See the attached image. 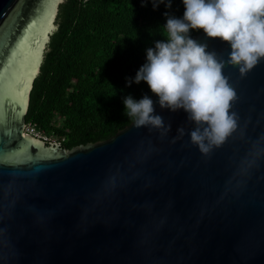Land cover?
<instances>
[{
    "label": "water",
    "instance_id": "obj_1",
    "mask_svg": "<svg viewBox=\"0 0 264 264\" xmlns=\"http://www.w3.org/2000/svg\"><path fill=\"white\" fill-rule=\"evenodd\" d=\"M45 2L0 0V74ZM193 39L225 61L236 129L203 154L188 113L153 93L164 136L132 121L102 141L66 150L37 139V153L11 157L26 138L1 127L0 264H264V60L241 77L230 45L203 30Z\"/></svg>",
    "mask_w": 264,
    "mask_h": 264
},
{
    "label": "trees",
    "instance_id": "obj_2",
    "mask_svg": "<svg viewBox=\"0 0 264 264\" xmlns=\"http://www.w3.org/2000/svg\"><path fill=\"white\" fill-rule=\"evenodd\" d=\"M166 3L61 0L29 90L25 123L47 144L69 150L105 140L132 122L125 97L152 96L145 81L134 82L146 50L167 39L165 13L183 17L182 0Z\"/></svg>",
    "mask_w": 264,
    "mask_h": 264
},
{
    "label": "clouds",
    "instance_id": "obj_3",
    "mask_svg": "<svg viewBox=\"0 0 264 264\" xmlns=\"http://www.w3.org/2000/svg\"><path fill=\"white\" fill-rule=\"evenodd\" d=\"M153 7L165 0H152ZM182 18L167 16L164 27L167 39L155 42L146 50V63L136 73L135 83L145 81L158 96L161 108L183 109L188 121L195 125L190 131L191 143L203 154L223 144L237 127V114L231 111L238 98L224 75L225 61L205 43L190 36V30H203L209 38L230 45L227 63L238 66L241 77L264 60V0H182ZM166 7H171L167 0ZM133 81L129 80L131 85ZM125 114L139 128L150 126L171 130L160 115H155L153 100L145 95L123 101ZM178 137L185 128L177 129Z\"/></svg>",
    "mask_w": 264,
    "mask_h": 264
},
{
    "label": "bare ground",
    "instance_id": "obj_4",
    "mask_svg": "<svg viewBox=\"0 0 264 264\" xmlns=\"http://www.w3.org/2000/svg\"><path fill=\"white\" fill-rule=\"evenodd\" d=\"M57 1L46 0L39 16L30 23L24 36L11 52L7 64L0 74V128L4 127L6 129L3 134L8 140L13 135L15 125L12 124L11 119L7 118V115L8 113L12 115L14 109L23 110L25 107L24 100L19 99V97L24 94L23 91L29 89L30 82L36 75L47 33L53 28L52 21ZM21 42L26 45L23 54L20 53L19 49ZM23 77H28V79L25 80ZM4 106L7 108L5 112H3ZM7 127H10V129L7 130ZM23 136L26 138L24 141L27 144L19 146L8 156L18 157L31 145L37 148L42 145L36 138L28 134Z\"/></svg>",
    "mask_w": 264,
    "mask_h": 264
},
{
    "label": "flooded vegetation",
    "instance_id": "obj_5",
    "mask_svg": "<svg viewBox=\"0 0 264 264\" xmlns=\"http://www.w3.org/2000/svg\"><path fill=\"white\" fill-rule=\"evenodd\" d=\"M18 110L19 109H14L13 111H12V115H11V113H8V119H11V121H12V124H14L15 125V127H14V130H15V128L17 129L18 127H20V129H21V132H20V134H21V136H23L24 134H28V135H30L31 137H34V138H36L37 136V131H35V130H33V128L30 126V125H28L27 123H25V120H24V117H22V119H19L18 117H17V112H18ZM25 129H27V130H30V132H27V131H24ZM38 135H39V133H38ZM16 139H15V142L14 143H16V142H18V141H22L21 140V137L19 136V135H17L16 137H15ZM36 139H41V138H36ZM47 144V143H46ZM34 147V146H33ZM33 152H36L37 153V150H36V148L34 147L33 148V150H32ZM1 162H5L4 160H0ZM7 162V161H6ZM5 162V163H6Z\"/></svg>",
    "mask_w": 264,
    "mask_h": 264
},
{
    "label": "snow or ice",
    "instance_id": "obj_6",
    "mask_svg": "<svg viewBox=\"0 0 264 264\" xmlns=\"http://www.w3.org/2000/svg\"><path fill=\"white\" fill-rule=\"evenodd\" d=\"M25 43L21 42L20 45H19V49H20V53L23 54L24 53V50H25ZM23 79L27 80L28 77H23ZM19 99H23V95H21L19 97Z\"/></svg>",
    "mask_w": 264,
    "mask_h": 264
},
{
    "label": "rangeland",
    "instance_id": "obj_7",
    "mask_svg": "<svg viewBox=\"0 0 264 264\" xmlns=\"http://www.w3.org/2000/svg\"><path fill=\"white\" fill-rule=\"evenodd\" d=\"M52 27H53V25H52ZM52 27H51V28H52ZM50 30H51V29H50ZM50 30H49V31H50ZM49 31H48V32H49ZM45 41H47V40H45ZM46 44H47V42L44 43V47H43V49H42V55H43V53H44V51H45V49H46ZM24 131L30 132V130H27V129H25ZM36 136H37L36 138H38V137L40 138V135H38V133H37ZM43 142H44V144H46L45 141H43Z\"/></svg>",
    "mask_w": 264,
    "mask_h": 264
}]
</instances>
